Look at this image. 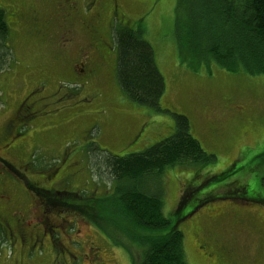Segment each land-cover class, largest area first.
Returning <instances> with one entry per match:
<instances>
[{"label":"rangeland","instance_id":"rangeland-1","mask_svg":"<svg viewBox=\"0 0 264 264\" xmlns=\"http://www.w3.org/2000/svg\"><path fill=\"white\" fill-rule=\"evenodd\" d=\"M76 1L85 17L95 11L94 4L84 10L83 3ZM177 1L114 0V17L120 16L140 31L154 51L165 82L162 111L134 102L120 88L110 7L100 10L96 21L101 35L97 34L98 38L105 40L111 50L107 55L90 58L96 72L86 77L78 78L77 62L70 70L69 58L86 44L75 25L80 17L70 20L74 34L63 50L53 41L70 25L65 21L60 20L59 32L51 25L43 29L51 37L46 41L32 35L24 18L15 28L18 33L11 31V57L0 72L4 101V106L0 105V130L15 103L28 93L27 103L36 112L29 124H37V129L52 125L60 128L36 150L30 133L24 140L23 155L0 149V158L16 169L0 167L16 177H10L6 185L16 208L25 216L28 211H45L42 206L53 213L47 212L48 219H42V226L50 228L43 234L50 237L51 244L45 236L43 245L34 243L32 252L18 258L19 247L24 251L22 244L16 242L12 253L9 244L0 241V264H92L87 245L97 247L106 264H136L144 247L130 242L123 229L110 221L118 215L114 198L109 197L114 181L97 155L101 154L99 150L116 156L145 150L171 133L174 113L188 117L192 136L206 152L215 155L213 163L203 166L168 167L157 180L163 214L184 234L188 263L216 264L214 259L204 258L196 246L205 239L215 259L224 253L215 247L220 244L234 250L226 258L229 264H264V73L229 71L213 61L205 63L183 55L178 48L175 17L184 7H179ZM14 3L22 11L33 6L43 18H48L57 5L53 0ZM58 52L68 61H56ZM227 169L233 173L214 181V176ZM27 183L44 187V196L34 194ZM148 184L152 188L156 185L152 181ZM192 187L198 190L188 195L186 204L176 213L185 190ZM238 187L244 188V194L235 191ZM88 194L101 197L99 209L94 208L96 217L86 216L77 208L88 209L82 204L84 199L89 200ZM40 199L44 202L39 203ZM67 200H76L77 207L59 202ZM190 213L192 219L187 217ZM47 220L55 227H50ZM192 220L199 227L197 239L192 235Z\"/></svg>","mask_w":264,"mask_h":264},{"label":"trees","instance_id":"trees-1","mask_svg":"<svg viewBox=\"0 0 264 264\" xmlns=\"http://www.w3.org/2000/svg\"><path fill=\"white\" fill-rule=\"evenodd\" d=\"M177 3L179 7L181 5L184 7L175 17L178 48L183 55L201 59L205 63L213 61L217 66L229 71L264 73V0H178ZM114 15L111 17L110 31L113 49L116 51L118 84L129 99L156 111H162L161 99L165 91V82L156 64L154 51L140 31L132 29L129 22H124L120 16L114 17ZM10 30L4 21L3 11L0 10V72L7 66V60L11 57ZM59 60L65 63L67 57L58 56L56 61ZM2 96L0 93V105L4 106ZM30 112V117L23 118L22 115L14 117L11 130L19 139L18 143L31 133L32 142L36 141L34 142L36 147L33 149L36 150L39 145L44 146L45 141H49L51 135L59 131L60 127L52 125L50 121L52 127L37 129V124L28 122L36 113L33 109ZM173 115L174 125L171 133L143 151L116 156L99 150L97 145L94 146L101 152L97 155L101 157V165L109 171L114 181L109 197L114 198L113 207L118 215L110 221L123 229L130 242L144 247L136 264H189L183 232L176 224L172 225L163 214L162 191L157 185V180L168 167L203 166L215 161V155L206 152L190 133L188 117L181 113ZM14 152L20 155L26 153L24 148ZM232 173V170L227 169L214 176V181L218 178L225 179ZM148 181L154 182L155 187L152 188ZM27 186L34 194L44 196V187L42 189L37 184L29 183ZM189 190H185L187 196L184 195L180 204H177L176 213L186 204L188 195L197 191L198 187ZM243 190V187L235 189L240 194H244L241 192ZM88 196L89 200H85L81 195L84 199L82 204L86 205L87 210L77 207L76 200L59 202L67 207L80 208L79 210H82L86 216L96 217L98 215L94 212V208L99 209L101 199L98 198L101 197L94 194ZM40 202H44L43 199H40ZM44 208L45 215L47 212L51 215L52 211L47 207ZM46 222L49 225L50 220ZM49 231L50 228L41 229V235L38 236L40 242H36L38 247L43 245L41 240L45 239V236L50 243V237L43 234ZM0 241L7 243L4 239ZM114 242L119 243V241ZM22 246L24 251L19 247L18 258L28 255L33 249V244ZM11 251L13 253L15 250L11 248Z\"/></svg>","mask_w":264,"mask_h":264},{"label":"flooded vegetation","instance_id":"flooded-vegetation-1","mask_svg":"<svg viewBox=\"0 0 264 264\" xmlns=\"http://www.w3.org/2000/svg\"><path fill=\"white\" fill-rule=\"evenodd\" d=\"M53 1H56L57 5L53 9V12H50L51 14L48 16V18H43L38 10L33 6L28 7L26 11L18 9L14 3L15 0H0V10L3 11L4 21L11 29L10 31L16 32V26L19 25L21 20L25 19L26 22H29L32 35H34L38 39H43L44 41L49 40L51 37L45 35L46 32L43 31V29L51 25L54 27L56 32H59V28L61 27L60 20L69 23L70 25L67 28L62 29V33H60V35L56 38V41H53L54 43L58 44L60 50H63L65 46L69 42H71V37L74 34V28L71 27L70 20L73 19L74 16L80 17L76 20L77 22H75V25H77L80 31L83 33V39H85L86 44L83 49L78 50V53L74 58H69L71 68L70 70L71 72L74 70L72 64H74V66H77V62L80 65L78 68L79 71L76 72L78 78L86 77L88 74L95 73L96 65L91 66L90 58L96 57L102 53H104V55H107L111 50L110 46L105 40L98 38L99 36L97 34L100 35V33L97 27L98 21L96 20H99L100 10L101 12L107 11L108 7L111 8V18L114 13L117 12V5L115 4L114 0H80V3H83L84 10L85 7H88L89 9L90 4H94L96 6L95 11H92L93 14L89 15V17H85L86 15L84 13L82 14L79 8L76 7V0ZM88 12L89 11H87V14ZM16 33H18V31ZM58 55H60L59 52ZM29 95L30 94L28 93L15 103L9 117L6 119L0 130V149H4L8 151V153H12L19 150V148L25 147V141L20 140V142L18 143L19 139L14 136L11 130V122L15 120L14 117H17L19 115H22L23 118L31 116V106L27 103ZM0 160V167H4V169L6 168L16 170L10 168L14 167L12 163L3 158H0ZM4 169L0 170V239H4L5 241H7L12 249H14L15 247V241H18L20 244L27 246H30V244H34L36 242L38 243L40 240L38 236L41 235V229L43 228L42 219H48L45 215V211H28L26 213L27 215L25 216L16 208L14 199L12 198V196H10L6 187L8 179H10V177H16L11 175L10 172H5ZM42 208L44 207L42 206ZM187 217L191 219L192 214L190 213V215H188ZM190 225L193 231L192 235L197 239L198 234L196 233L195 235V232L200 233L199 227L197 224H195L194 221L191 222ZM196 246L202 252V256L204 258H212L215 260L214 263L216 264H229L228 262H226V258L230 256L229 252L231 254H233L234 252V250L232 252L231 249L226 250V248H224V246H221L220 244H215V247L218 246V250L224 252L223 255L218 256V259H215L216 255L212 252V249L205 239L202 241L200 240V242L197 243ZM86 251L90 256V261H92V264H102L103 257L97 247H88L87 245ZM213 255L215 256L213 257ZM103 264L106 263L103 262Z\"/></svg>","mask_w":264,"mask_h":264}]
</instances>
